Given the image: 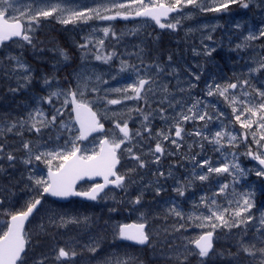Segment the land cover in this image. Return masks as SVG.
<instances>
[{"label": "snow or ice", "instance_id": "obj_1", "mask_svg": "<svg viewBox=\"0 0 264 264\" xmlns=\"http://www.w3.org/2000/svg\"><path fill=\"white\" fill-rule=\"evenodd\" d=\"M92 4L94 6L89 7L78 0H0V46L18 38L21 47H30L41 55L51 51L67 62L70 57L66 49L40 47L44 41L36 31L41 21L55 18L62 25L86 24L90 20L110 21L134 15L151 18L161 28L176 30L181 26L180 19L169 23H161V19L168 18L171 13L180 14L189 7L202 13H229L231 7L237 5L243 9L254 7L264 13V0H92ZM232 27L238 31L239 42L230 51L237 54L254 51V42L264 39V18L258 28L246 22H237ZM211 30L215 31V27ZM99 32L104 38L111 35L117 41L122 39L110 27L93 29L77 44L82 64L71 78L66 77L61 82L57 74L61 61H56L52 72L40 78L45 94L30 95L31 102L23 105L25 111L21 115L0 114V175H5L11 184V187L0 186V208L15 195L12 188L20 184L32 194L18 210H3L9 220L6 230L0 232V264H27L33 234L25 231V222L44 206L46 195L59 199L82 197L89 201L111 199L119 205L122 201L114 195L109 197L106 191L112 186L125 196H131L130 190H135L136 194L126 202L142 207L145 192L151 190L159 197L165 191L161 180L169 178L174 180L172 191L178 198H186L188 190L197 182L209 185L207 191L192 201L190 212H185L176 199L168 202L162 219L176 221L170 228L153 230L150 216L144 212H140L138 223L110 225L105 221L98 225V220L90 216H70L47 209V223L39 225V232L46 233L48 227L66 228L70 224L88 229L111 227L115 239L149 246L153 251L159 247L160 255L170 264H189L193 256L199 259V264H208L214 257L225 258L228 264H264V211L258 216L254 214L253 191L237 190V185L246 180L252 170L241 166V154L236 151L238 141H247L250 132L255 149L250 144L245 154L258 162L255 175L264 179V46L260 48L262 54L244 61L246 71L233 73L231 78H224L223 83L213 75L205 82L203 94L193 97L192 90L198 86L201 74L189 69L190 78L181 80L180 71L172 67L171 55L162 63L159 58H149L151 53L139 45L133 46L134 52L119 53L115 49L105 52V39L96 38ZM205 40L212 41L213 37H204L201 40L203 51L194 48L193 52L210 58L216 48L210 47ZM89 56L105 64L119 59L117 75L109 74L110 79H123L120 74H127L131 82L125 87H109V80L104 79L103 74L86 67ZM133 58L138 63H133ZM0 70L7 79H15L16 87H9L10 93L15 95L32 89L33 69L22 53L0 57ZM172 79L176 80L175 85ZM62 83L67 87H62ZM113 94L121 98H110ZM209 98L216 99L217 103ZM219 98L231 107L233 121L238 122L244 132L242 137L224 124ZM127 101H135L137 106L123 113L112 112L109 117V106ZM97 105H103L104 111L94 110ZM134 115L140 118L135 130L129 127ZM157 118L166 127L154 131L153 121ZM102 119H111L117 131L111 138L105 135L99 141V151L89 152L82 143L92 133L104 130ZM213 121L220 122L219 130L214 132L211 129ZM189 123L194 125L191 131L185 127ZM9 137L14 139L10 141ZM186 137L191 138V143L186 142ZM165 142L175 150L166 148ZM206 145L219 156L214 159L207 155ZM122 154L129 164L123 172L117 167ZM165 155H179L180 162L169 168H185L186 162L191 166L185 168L187 175L177 177L171 170L166 174L157 169L152 173L154 179L145 183L142 170L149 165H159ZM40 164L45 168H40ZM18 165H22L24 171L12 183L11 173L19 170ZM224 176L231 179L224 180ZM93 177H102L103 182L77 190L79 181ZM109 212H118V208H110ZM187 227L202 231L195 237L177 235ZM221 234L232 242L235 252L216 249L214 242ZM101 239L102 235L98 234L83 244L75 239L66 241L52 249L49 255L35 258L33 264H49L50 260L52 264H69L85 251L97 253ZM104 264H138V260L125 253L122 259L106 258Z\"/></svg>", "mask_w": 264, "mask_h": 264}, {"label": "rangeland", "instance_id": "obj_2", "mask_svg": "<svg viewBox=\"0 0 264 264\" xmlns=\"http://www.w3.org/2000/svg\"><path fill=\"white\" fill-rule=\"evenodd\" d=\"M94 5H91L89 7H92ZM236 6L237 5H233ZM239 7V6H238ZM244 12H247L244 11ZM112 14V13H109ZM203 15V14H202ZM216 16H214L215 18ZM123 17H117L115 19V23L119 22V25H115V32L118 36H122V39L117 41L115 39V50L119 53H128V52H134L136 51V48H134V45H139L141 47H145L148 52L151 53V57L149 58H158L159 53L163 54L162 58H159V60L163 62H167V58L169 55L173 57L174 61L181 62V66H176L172 64V67L177 68L180 71V79L185 80L189 79L190 76L188 75V70L190 69L192 73L201 74V79L198 82V86L192 90L191 95L193 97H198L203 94V89L205 87V82L210 80V78L215 75L217 77V80L221 83L225 82L224 78H231L233 76V73L239 74L243 71H246V69L243 67V63L245 60H248L251 56H257L259 54H262L260 52L261 46H264V39L257 41L259 45L255 47L254 51H245L240 54H237L236 52L230 51V48L234 47L235 44L238 41L237 35L238 31L233 29V25L237 22L245 23L246 25H254L257 28L260 26L262 18H264V13H260L257 11L256 14L253 15H247L246 18H241V16L237 15L234 16L233 13L228 14L226 20L224 21V27L223 31L220 33H216V31H212L211 29L215 27V30L218 28L219 25H223L219 17L217 19H204L200 17L196 13V10L193 9L186 11L184 10L182 13L175 15L172 22H175L176 19L181 20V26L176 29L172 30L174 32L170 35H163L157 32L156 34L149 32L147 34H139L137 30L134 32H131V30L137 29L141 24L139 25H133L131 26L130 22L127 20H121ZM114 22L108 21L107 23L100 24L98 23L96 27H93V25L90 27L91 31L87 33L86 36H88L90 33H92L93 29H102L104 27H110L112 29ZM228 26L230 30L225 27ZM50 26V25H49ZM67 26V25H62ZM52 27V26H51ZM246 34V29L243 30ZM211 35L213 37L212 41L205 40L204 42L207 43L210 47L216 48V52L213 53L212 57H205L204 55H196L193 52V49L195 48L197 51L202 52L203 47L201 45V40L204 39V37ZM85 36V37H86ZM97 39H105V52L113 50V42L114 38L109 35V37L104 38L102 32L97 33L96 36ZM72 41L73 38L71 37ZM255 43V42H254ZM166 45V49L161 50L159 46ZM8 53H4L6 55ZM28 55V54H27ZM82 57V53L80 54ZM243 57V59H241ZM133 63H138V61L133 58ZM119 59H115L110 64H105L102 61H97L91 58V56L88 57V63L86 67L89 70H94L98 74H103V78L106 80H109V87H125L127 83H130L131 81L128 80L127 74H120L123 79L119 80H111L110 75H117V69L119 67ZM82 59H80V62L76 68V70H79L81 68ZM75 70V71H76ZM184 72V73H183ZM110 74V75H109ZM0 78H3L1 81H3L2 86L5 88L7 93H9L8 89L9 87H12V85H16L15 79H7L4 75L0 74ZM195 82V81H194ZM171 83L175 85L176 80L172 79ZM185 86L186 85H182ZM39 87H41V84H39ZM39 87L34 86L33 91H24L22 93V106L26 103H30L29 100L30 95H36L39 93L40 95H43L44 93L39 89ZM42 88V87H41ZM91 98V97H89ZM112 99H120L121 97L117 94H113L110 96ZM213 99V98H209ZM213 103H217L216 99H213ZM137 106V102L135 101H127L123 104L119 105H111L109 106V117H111L112 112H118L123 113L126 112L127 109L133 108ZM219 110L224 113V115L229 116V118H233L231 107H229L226 103L223 102L222 98H219L218 102ZM98 112L104 111L103 105H97L94 107ZM25 108L23 107L22 112L24 113ZM229 111V113H227ZM68 110L66 111L65 118H67ZM2 114H7L9 116H14L10 111H5ZM17 116V115H16ZM126 118V117H125ZM105 123L108 124L109 128L108 131L101 136L104 137L105 135H108L110 138L113 134V132H116L117 130L114 129L113 123L111 119H102ZM228 121V119H226ZM140 118L133 116V119L129 121V127L133 130L137 129L139 127ZM219 121H216V123H213L211 126L212 131L219 130ZM225 125L228 126L230 124L229 122H224ZM237 125V128H232L235 134L238 136H241L244 134L243 130L240 127V124L238 122L235 123ZM166 126L162 121H160L158 118L153 121V128L154 131L165 128ZM186 130L191 131L194 127L193 124L189 123L186 126ZM253 129L256 130V126L253 125ZM257 134L258 130H257ZM251 143V133H248ZM31 139H35L34 137H28ZM14 138L9 137V140L12 141ZM186 142L188 137L185 138ZM191 139V138H190ZM99 141L100 138H96L94 140L87 141L86 143H83L82 147H86L89 152H91L93 149L98 151L99 149ZM187 143H191V140H189ZM239 146L241 145V141H238ZM253 144V143H252ZM18 146V145H17ZM170 150H175L174 146H170ZM146 150V149H145ZM187 149L185 150V152ZM205 151L207 155H212L213 158H217L219 156L218 153H214L213 149L210 145L205 146ZM236 151L239 153V148L236 149ZM122 159L124 161V155H121ZM164 160H166L168 166L169 164L168 155H165L162 157ZM151 159V157H150ZM240 160V157H239ZM127 162V161H126ZM129 166L127 162V167ZM190 166V165H189ZM242 166V164H241ZM40 168L44 169L45 166L43 164L39 165ZM243 167V166H242ZM253 169L250 166H246L245 169H251L254 173L257 169L256 166L252 165ZM18 171L11 173L13 180L12 183L15 182V179L20 176V173L24 171V168L22 165H18ZM157 169L159 171H163L167 174V171L162 169L161 165H157ZM156 169V170H157ZM147 170V169H146ZM146 170H142V172H145ZM155 170V171H156ZM171 171H175L174 168H171ZM251 171V172H252ZM141 172V173H142ZM46 174V169L45 173ZM145 183H147L150 180H153L150 175H143ZM187 175V174H186ZM248 178V177H247ZM224 180H230L231 178L228 176L223 177ZM250 183H256V180L254 178H249L248 180ZM174 182V181H173ZM243 180L240 182L242 185ZM207 185V184H206ZM0 186H9L11 187V184L8 180V178L5 175H0ZM209 187V185H207ZM171 186H167L164 189H169ZM175 187V183L173 185ZM172 187V188H173ZM214 190V185L212 186ZM83 189V187H81ZM241 190H247V191H253L254 192V203L256 199V193L258 192L256 190L255 186H251L249 183H247L246 189L242 185ZM12 191L15 193V195L11 196L9 200H7L3 207L0 208V232L6 229V224L4 223V219L7 216L4 214L3 210L8 209L10 211H16L24 204L26 200H28L31 197V193L24 190V185L20 184L17 188H12ZM131 196H134L136 194L135 190H130ZM206 191V189L204 190ZM264 194V187L262 189ZM152 194V200L155 201L156 205H153L151 208H141L140 206H133L132 208H118V212L110 213L109 209L113 208V201L111 199L107 200H100L97 205H93L87 208H84L80 206L76 201L73 202H66V203H57L54 202L48 198L44 201V206L40 209L39 212L36 213L33 220L29 223L27 228L25 229L26 232H30L33 234L32 236V244L29 249V256L27 260V264H33V260L40 255H49L51 253V250L54 249L57 245H63L66 241L75 239L76 241L80 242L81 244L86 243L90 237L96 236V235H102V239L100 241V249L97 253L91 254L88 252H83L82 255L77 257L75 261H70L69 264H104V261L106 258H124V254L127 253L130 257H135L138 260V264L142 262V264H170V262L162 257L159 252V247H157L156 251H153L152 247L145 246L144 248H134L130 247L127 244H123L120 242L119 239H115L113 236V231L111 227L107 229H102L99 226H93L92 228L88 229L85 228L83 225L77 226L74 224L68 225L66 228H55V227H48L46 233H40L39 232V225L42 223H47V215L46 210L47 209H56L58 212L61 213H67L68 215H81V216H90L98 220V225H103L105 221H108L110 225L120 224L123 222H126V218L131 215L132 220L140 222V212H144L145 214L150 216L152 229L153 230H161L164 227H169L175 223L176 221L174 219H169L167 222H165L162 219L163 215V209L168 207V202L173 200V198L169 197L167 198L166 202L163 204L161 202L160 197H155L154 193L151 190H148L145 192ZM203 194V191H196L195 195L197 196V200L200 195ZM109 197L113 196V191H108ZM116 196V194H115ZM131 196H125V193L121 191L120 197L124 198L126 197V201L128 199H131ZM144 196V199L147 200V198ZM231 198V197H229ZM117 199V198H116ZM189 203L190 206H182L183 210L185 212L191 211V205L193 199L185 198ZM264 199V197H263ZM263 199L260 201V204L257 206L255 203V208L253 209V212L255 215H259L260 211H264V201ZM100 204V205H99ZM97 206V208H95ZM107 207V208H104ZM105 210L107 212H105ZM256 210V211H255ZM124 215L125 218L121 219L119 216ZM154 218V219H152ZM3 220V224H2ZM200 228L196 227H187V230L177 234L181 238L183 237H195L201 233ZM227 231V230H225ZM235 231V230H234ZM219 232V230H218ZM227 242V243H225ZM230 245L233 246L232 242L223 236L221 234V238L218 241H215L216 249L219 250H231L232 252H235L236 250ZM79 251V249H77ZM223 259L225 258H213L208 261V264H227ZM49 264H52V261H49ZM189 264H199V259L195 256L190 258Z\"/></svg>", "mask_w": 264, "mask_h": 264}, {"label": "flooded vegetation", "instance_id": "obj_3", "mask_svg": "<svg viewBox=\"0 0 264 264\" xmlns=\"http://www.w3.org/2000/svg\"><path fill=\"white\" fill-rule=\"evenodd\" d=\"M78 2L80 4H86L87 6H91L92 4V0H78ZM186 11L190 10V7L188 9H185ZM247 12H244L246 11ZM195 11V10H194ZM257 9L252 7L249 9H243L241 7H236V6H232L231 10L229 13H202L196 10V13L198 15H200V17L204 18V19H217L219 17V19L221 20V22L223 23V25H219L218 28L215 30L216 33H220L223 31V27H224V21L227 18L228 14H232L234 16H241V18H246L247 15H253L257 13ZM203 14V15H202ZM214 14H217V17L214 18ZM177 15V13H171L169 15L168 18H162L161 19V23H169L173 21V17ZM123 20H127L130 22L131 26L133 25H139L141 24L137 29L131 30V32H134L135 30H137V32L139 34H147L149 32H152L154 34H156L157 32H159L160 34H163L164 36L173 34L174 32L171 31V29L168 28H161L158 24L155 23L154 20H152L151 18H146V17H136L134 15H130L127 19L122 18ZM114 22L112 30L115 31V25H119V22L115 23V19L111 20ZM108 21H100V20H90L88 21L86 24L84 23H77V24H69L67 26H62V24L58 23L57 20L55 18H49L47 20H43L41 21V26L39 27V29H37L36 31V35L39 37L40 40L44 41L43 44L40 45L41 48H45V49H52L54 47H62L64 49L67 50L70 59L67 62L62 61V58L54 55L51 51H45L42 55L39 54L38 52L34 51L32 48L27 47V46H23L21 47L20 41L18 40V38H13L12 40H8L5 41L4 44L2 46H0V57H3L4 53H12V54H21L23 55L24 59L27 61V63L32 67L33 69V75L35 77L34 82H33V87L32 89L28 90V91H33L34 90V86L39 87V84H41L40 78L45 74V73H51L52 72V65L53 63H55L56 61L60 60L61 63L59 65V68L57 70V74L60 77L61 82H63V80L68 77L71 78V74L76 70L80 59H81V51L80 49L77 47L78 43H82L83 42V38L87 35V33H89L91 31V26L93 25V27H96L98 23L100 24H104L107 23ZM50 25V26H49ZM52 26V27H51ZM225 27H227L229 30L230 28L228 26L225 25ZM71 37L73 38V41L71 39ZM257 42V41H256ZM259 44H255L254 46H258ZM159 48L161 50L166 49V45H161L159 46ZM113 49H115V39L113 42ZM28 54V55H27ZM161 53H159L158 58H162ZM114 64H115V59H114ZM173 64L176 66H181V62L179 61H174L173 60ZM0 74L4 75L3 71L0 70ZM3 78H0V114H2L5 111H10L14 116L16 115H21L23 114L22 109V93H17V94H12V93H7V91L5 90V88H3L2 83L3 81H1ZM62 87H67V85H64L63 83L61 84ZM12 87H16V85H12ZM39 89L42 91V88L39 87ZM44 94L45 92L42 91ZM68 111H70V108L68 109ZM227 115H224L223 118V122H229L230 124H228V127L232 128H237V125L235 124L236 122L233 121V118H229V120L227 121ZM213 123H216V121H213ZM108 128V125H107ZM248 135V134H247ZM102 135H94L90 138V140H94L96 138H100L103 139V137L101 138ZM243 136V135H242ZM89 140V141H90ZM191 140L190 138L187 139V142ZM252 144L250 137L248 135V140L247 141H242L241 140V145L239 146V153L240 155V163L243 164L242 166L244 168H246V166H250L252 169V165L256 166V168L258 167V162L255 160H252L250 157H248L245 153L248 150V145ZM253 149H255V145L252 144ZM165 147L166 148H170V145L168 144V142H165ZM186 148L184 149L185 152ZM198 150V149H197ZM186 153V152H185ZM148 159H150V157H148ZM169 160V164L171 165H177L178 162H180V157L179 155L177 156H168L167 158ZM160 165L162 167V169H164L165 171H169L171 170L166 162V160H164L163 158H161V162ZM127 167V162L124 161L121 158V164L119 165V170L121 172H123L125 170V168ZM191 166H189L186 162H185V168H190ZM175 169L174 174L177 177H183L187 174V172L185 171V168H181V167H172ZM157 169V165H149V168L145 171L142 172L141 174L143 175H150L152 178L153 175L152 173L155 172V170ZM249 178H254L256 180V183H250L248 180ZM174 180L169 178L167 180H161V183L163 184L164 188L167 186H171L169 189H165L164 192L161 193V195L159 196L161 198V202L164 204L167 200V198L171 197L173 199H176L179 204L182 206H190V203L184 198V197H176V194L172 191V187L174 185ZM263 179L259 178L255 175V173L252 171L250 172V174L248 175V178L246 180H243L242 185L245 187L247 186V183H249L251 186H255L256 190L258 191L256 193V199H255V203L258 206L260 204L261 201V197L263 194ZM91 184L89 183H84L82 185L83 189L81 190H86L88 187H90ZM113 191V195L115 196L116 194V198L118 201H122L121 204H116L115 202H113V207H118V208H132L133 206L129 205L126 202V197L121 198L120 197V193L121 190L119 189H112ZM109 191V190H106ZM199 191V182L196 183V185L193 186V188H190L188 190V192L186 193V198H190V199H196L197 196L195 195V192ZM147 200L144 199V203L143 206L141 208H151L153 205H156L155 201L152 200V194L150 193H146ZM98 201L95 202H82V203H78L80 204V206L87 208L93 205H97ZM113 201V200H112ZM100 205V204H99ZM157 206V205H156ZM95 208H97V206H95ZM107 208V207H104ZM9 217L6 216L4 219V223L6 224L5 226L7 227V223H8ZM2 224H3V220H2ZM6 230V229H5ZM128 245V244H127ZM130 247H134L136 248V246L133 245H128Z\"/></svg>", "mask_w": 264, "mask_h": 264}, {"label": "water", "instance_id": "obj_4", "mask_svg": "<svg viewBox=\"0 0 264 264\" xmlns=\"http://www.w3.org/2000/svg\"><path fill=\"white\" fill-rule=\"evenodd\" d=\"M102 131H103V130H102ZM97 132H101V131H97ZM94 133H95V132H94ZM92 134H93V133H92ZM89 136H90V135H89ZM89 136H88V137H89ZM93 178H96V177H93ZM93 178H91V179H93ZM88 179H89V178H88ZM79 182H80V181H79ZM79 182H78V183H79ZM53 198H54V197H53ZM69 198H71V197H69ZM69 198H66V199L54 198V199H56V200H67V199H69ZM81 198H82V197H81ZM83 199H86V198H83ZM30 218H31V217H30ZM30 218H29V220H30ZM29 220H28V221H29ZM28 221L25 222V226H26V224H27ZM133 223H134V222H131V223H128V224H133ZM127 242L133 243V242H131V241H127ZM133 244H135V243H133Z\"/></svg>", "mask_w": 264, "mask_h": 264}, {"label": "bare ground", "instance_id": "obj_5", "mask_svg": "<svg viewBox=\"0 0 264 264\" xmlns=\"http://www.w3.org/2000/svg\"><path fill=\"white\" fill-rule=\"evenodd\" d=\"M214 16H216V17H217V14H214Z\"/></svg>", "mask_w": 264, "mask_h": 264}]
</instances>
